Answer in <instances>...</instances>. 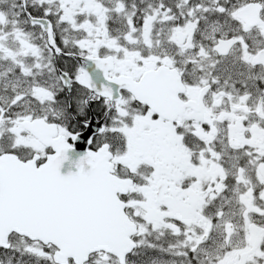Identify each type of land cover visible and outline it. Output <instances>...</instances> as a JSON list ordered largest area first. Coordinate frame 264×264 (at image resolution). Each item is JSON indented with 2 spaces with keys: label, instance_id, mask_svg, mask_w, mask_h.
Returning <instances> with one entry per match:
<instances>
[{
  "label": "snow or ice",
  "instance_id": "6c2138e0",
  "mask_svg": "<svg viewBox=\"0 0 264 264\" xmlns=\"http://www.w3.org/2000/svg\"><path fill=\"white\" fill-rule=\"evenodd\" d=\"M0 264H264V0H0Z\"/></svg>",
  "mask_w": 264,
  "mask_h": 264
}]
</instances>
